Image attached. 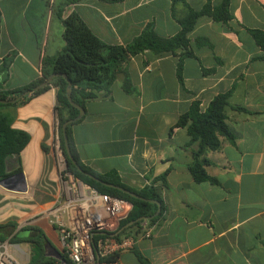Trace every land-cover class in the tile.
I'll return each instance as SVG.
<instances>
[{"label":"crops","instance_id":"crops-1","mask_svg":"<svg viewBox=\"0 0 264 264\" xmlns=\"http://www.w3.org/2000/svg\"><path fill=\"white\" fill-rule=\"evenodd\" d=\"M61 1L0 0V93L38 79L43 58L64 47L63 26L54 10ZM209 1L216 6L222 0ZM206 2L79 0L65 6L62 16L76 12L101 40L125 45L147 23L160 36L175 35L177 18L187 7L199 10ZM229 12L227 22L197 19L188 34L193 56L183 60L182 83L176 76L178 55L144 51L128 63L135 93H125L116 80L111 96L87 101L82 117L71 125L83 164L100 174L115 172L136 190L154 183L165 206L151 236L143 237L140 230L111 264H141L134 249L149 264H264V61L248 32L264 30V0H230ZM228 90L224 113L233 139L220 136V147L204 155L205 170L217 182L197 183L187 168L197 143L189 144L186 128L174 125L193 101L204 111L215 95ZM55 97L56 88L50 86L4 111L29 140L17 162L9 159L6 172L21 171L27 190L0 186V219L21 217L27 223L62 195L52 149ZM165 173L166 186L155 182ZM35 222L45 234V255L61 264L52 256L55 251L63 256L58 230L46 218ZM22 226L18 223L10 235L18 236ZM12 245L13 255L28 263L30 242Z\"/></svg>","mask_w":264,"mask_h":264},{"label":"trees","instance_id":"trees-1","mask_svg":"<svg viewBox=\"0 0 264 264\" xmlns=\"http://www.w3.org/2000/svg\"><path fill=\"white\" fill-rule=\"evenodd\" d=\"M79 0H62L54 8L55 15L61 20L63 26L62 36L65 42L64 47L52 57H44L41 63V76L35 81L26 84L20 88L7 93H0V98H13L20 93L30 90V93L24 98L18 100V103H25L35 95L45 91L50 86L56 88L54 111L57 118V134L59 145L64 158L67 160L66 170L72 173L90 187L100 193L123 199L131 204L126 216L118 221L116 227L119 228L125 223L135 220L139 217H149L157 209L155 203L140 200L132 197L114 187L105 186L79 171L75 165L68 159L64 149L62 135V125L69 119H74L79 110L70 104L66 96L67 82L62 76L54 77L49 85L40 89L32 90L33 87L44 81L51 73L59 72L65 74L71 80V99L77 105L84 109L87 101L96 98H109L111 96V86L116 80H120L122 90L127 94L135 93V88L131 83L128 63L133 56L144 51H150L155 55L173 53L178 55L176 65V76L182 83V66L186 57L193 56V51L188 37L193 29L197 19L201 16H207L218 22H227L231 19L229 12V1L222 0L220 4L213 6L210 1L204 4L199 10H193L187 7L185 14L177 18L180 30L173 36H160L153 27L152 23H147L143 30L125 45L109 44L97 37L92 30L85 24L76 12H71L66 17L62 16L63 8L69 4H74ZM106 3H118L123 0H100ZM176 1V0H173ZM251 37L259 46L262 54L259 58L264 61V30L248 29ZM200 42V41H199ZM209 73L210 70H203ZM231 90L215 95L209 102L207 108L201 111L198 101H193L189 109L181 114L174 127H185L190 137L189 144L197 143V148L192 151V161L187 168L193 179L197 183L217 181L209 176L205 170L208 163L204 157L206 151L216 150L221 145L220 136L228 140L233 139L225 122V107L228 105ZM11 104L0 103V109ZM79 119L71 122L66 127L68 145L71 154L84 172H88L101 180L118 185L135 192L136 194L147 198L157 200L161 204V211L151 219L147 220L148 225H153L163 217L165 206L156 187L153 184L146 185L141 189H133L125 185L115 172L100 174L83 164L74 147L71 125L78 122ZM12 119L9 115L0 113V180L8 174L4 170V160L6 156L14 153H20L29 140L26 131L13 128ZM19 170V169H18ZM166 173L155 179L163 186H166ZM142 221L134 222L125 228L120 234L112 236L113 239L127 235H135L140 232ZM15 228L14 222L0 223V240H5L11 231ZM22 230L27 231V237L19 238L14 236V240L27 241L31 244V264H60L56 259L45 255L44 243L46 241L43 231L36 226H28ZM112 232L106 235H111ZM135 256L141 264H149V261L136 249L133 250ZM118 254L113 253L100 259V264H111L117 260ZM63 258L68 263L67 258Z\"/></svg>","mask_w":264,"mask_h":264},{"label":"built area","instance_id":"built-area-1","mask_svg":"<svg viewBox=\"0 0 264 264\" xmlns=\"http://www.w3.org/2000/svg\"><path fill=\"white\" fill-rule=\"evenodd\" d=\"M57 138V135H56ZM57 174L61 183V197L28 222L46 218L60 235V246L67 264H100V259L119 253L132 246L135 235L113 239L118 221L125 217V207L131 204L123 199L103 194L83 183L66 170L65 158L58 145ZM60 150V151H59ZM152 225L141 222L143 237H150ZM0 264H31L19 262L13 255L10 243L0 240ZM104 264V263H103Z\"/></svg>","mask_w":264,"mask_h":264},{"label":"water","instance_id":"water-1","mask_svg":"<svg viewBox=\"0 0 264 264\" xmlns=\"http://www.w3.org/2000/svg\"><path fill=\"white\" fill-rule=\"evenodd\" d=\"M57 76H62L63 78H65V80L67 82V86H66L67 99H68V101L70 102L71 105H73L74 107H76L79 110L77 116L74 119H69V120L65 121L63 123V125H62V135H63V141H64V149L66 151L68 159L73 163V165L76 166V168L79 171L85 173L87 176H89L93 180H95L97 182H100V183H102L105 186L114 187V188H116V189H118V190H120V191H122V192H124V193H126V194H128L130 196H132V197H135V198H138V199L144 200V201H149V202L155 203L157 205L156 211L151 216H149V217H139V218H137L135 220L129 221V222L125 223L124 225H122L121 227L115 229L111 233V235L112 236H116V235L120 234L125 228H127L130 225H132L134 222L148 220V219H151L154 216H156L161 211V204H160L159 201L153 200V199L144 198V197L136 194L135 192H133L131 190H128V189L120 187L118 185H114L112 183H108V182H106L104 180H101L98 177H96V176H94V175H92V174H90L88 172H84L81 169V167L78 165L77 161L75 160V158L71 154V151H70V148H69V145H68L66 127L71 122H73V121H75L77 119H80L82 117L83 113H84V109L81 106L77 105L75 102H73V100L71 99V80L65 74H62V73H59V72H53L44 81H42L41 83H39L38 85L33 87L32 90H37V89L42 88L45 85H49L51 83L52 79L54 77H57ZM29 93H30V90H26V91L20 93L19 95L15 96L13 98H9V99L0 98V103H3V104L15 103L18 100L24 98ZM12 158L15 159V161H16L18 159V153H14V154H10V155L6 156V158L4 160V170H5V172L9 171V168L7 167V163L9 161V159H12ZM65 164L67 166V160L66 159H65ZM0 186L3 187V188H6V189L15 190V191H18V192H25L27 190V186H26V183H25V178H24V175H23V173L21 171L16 172V173H14L12 175H9V176H6V177L2 178L0 180ZM52 256L57 258L61 262V264H67V262L65 261V259L62 256V254L59 251H55V254L52 255ZM97 264H98V260H97Z\"/></svg>","mask_w":264,"mask_h":264},{"label":"rangeland","instance_id":"rangeland-1","mask_svg":"<svg viewBox=\"0 0 264 264\" xmlns=\"http://www.w3.org/2000/svg\"><path fill=\"white\" fill-rule=\"evenodd\" d=\"M8 107L9 106H4V107H2L1 109H0V113H3V114H6L4 111H5V109H8ZM56 135H57V138H56ZM55 135V142L53 143V145H52V149H53V152H54V158H55V161L57 162V153H59L57 150H56V148H55V146L56 145H58V147L60 148V145H59V138H58V134H56ZM60 151V150H59ZM126 207H125V211H126ZM0 210H2L1 208H0ZM10 221H14L16 224H15V228H16V226L18 225V223H20V224H23V226L20 228V231H19V233L17 234L18 236L17 237H19V238H21L22 236H24V235H27V231H23L22 229L23 228H25V227H28V226H36L37 227V225L39 224H37V222H27V223H24V218L23 219H21V217L19 218H16V219H8V220H5V219H0V223H7V222H10ZM26 222V221H25ZM14 230V229H13ZM12 238H14L12 235H8L7 236V240L9 241V243H10V248H11V251L14 249V247H15V245H12V244H19L20 245V247H22L21 246V244H22V242H24V241H20V240H14V241H12L11 242V239ZM16 248V247H15ZM21 256H23V254L21 253L20 254ZM14 257H15V255H14ZM16 258V257H15ZM17 259V258H16ZM18 260V259H17ZM19 261V260H18ZM20 262V261H19Z\"/></svg>","mask_w":264,"mask_h":264}]
</instances>
